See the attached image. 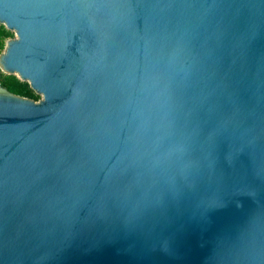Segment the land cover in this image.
I'll use <instances>...</instances> for the list:
<instances>
[{
  "label": "water",
  "instance_id": "water-1",
  "mask_svg": "<svg viewBox=\"0 0 264 264\" xmlns=\"http://www.w3.org/2000/svg\"><path fill=\"white\" fill-rule=\"evenodd\" d=\"M0 264H264V0H0Z\"/></svg>",
  "mask_w": 264,
  "mask_h": 264
},
{
  "label": "trees",
  "instance_id": "trees-1",
  "mask_svg": "<svg viewBox=\"0 0 264 264\" xmlns=\"http://www.w3.org/2000/svg\"><path fill=\"white\" fill-rule=\"evenodd\" d=\"M14 37V32L7 29L4 24H0V54L3 52L8 39ZM0 84L2 87L6 88L8 91L32 98L34 100H39L41 98L31 87L29 82L21 80L15 74H6L1 72L0 69Z\"/></svg>",
  "mask_w": 264,
  "mask_h": 264
},
{
  "label": "rangeland",
  "instance_id": "rangeland-1",
  "mask_svg": "<svg viewBox=\"0 0 264 264\" xmlns=\"http://www.w3.org/2000/svg\"><path fill=\"white\" fill-rule=\"evenodd\" d=\"M16 35H15V32H14V37H15ZM1 72H3V73H5L2 69H1ZM7 74V73H6Z\"/></svg>",
  "mask_w": 264,
  "mask_h": 264
}]
</instances>
